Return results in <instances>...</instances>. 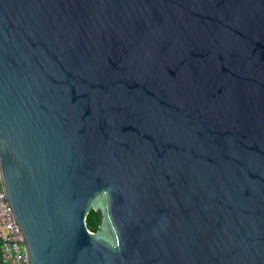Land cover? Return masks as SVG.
I'll list each match as a JSON object with an SVG mask.
<instances>
[{
	"label": "water",
	"instance_id": "1",
	"mask_svg": "<svg viewBox=\"0 0 264 264\" xmlns=\"http://www.w3.org/2000/svg\"><path fill=\"white\" fill-rule=\"evenodd\" d=\"M0 186L25 264H264V0H0Z\"/></svg>",
	"mask_w": 264,
	"mask_h": 264
},
{
	"label": "built area",
	"instance_id": "2",
	"mask_svg": "<svg viewBox=\"0 0 264 264\" xmlns=\"http://www.w3.org/2000/svg\"><path fill=\"white\" fill-rule=\"evenodd\" d=\"M0 264H25L22 236L1 186Z\"/></svg>",
	"mask_w": 264,
	"mask_h": 264
},
{
	"label": "trees",
	"instance_id": "3",
	"mask_svg": "<svg viewBox=\"0 0 264 264\" xmlns=\"http://www.w3.org/2000/svg\"><path fill=\"white\" fill-rule=\"evenodd\" d=\"M86 227L90 231H95L99 224V212L98 210L89 209L85 216Z\"/></svg>",
	"mask_w": 264,
	"mask_h": 264
}]
</instances>
